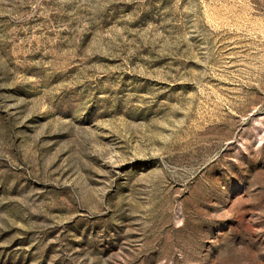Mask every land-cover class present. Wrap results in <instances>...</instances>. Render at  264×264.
Listing matches in <instances>:
<instances>
[{"label":"rangeland","instance_id":"rangeland-1","mask_svg":"<svg viewBox=\"0 0 264 264\" xmlns=\"http://www.w3.org/2000/svg\"><path fill=\"white\" fill-rule=\"evenodd\" d=\"M0 264H264V0H0Z\"/></svg>","mask_w":264,"mask_h":264}]
</instances>
